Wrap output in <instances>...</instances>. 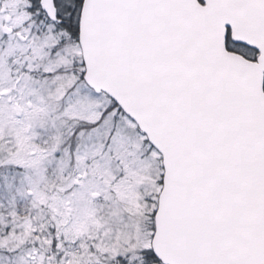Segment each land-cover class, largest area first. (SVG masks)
Returning <instances> with one entry per match:
<instances>
[{"label": "water", "instance_id": "obj_1", "mask_svg": "<svg viewBox=\"0 0 264 264\" xmlns=\"http://www.w3.org/2000/svg\"><path fill=\"white\" fill-rule=\"evenodd\" d=\"M78 44L86 86L161 157L154 257L264 264V0H83Z\"/></svg>", "mask_w": 264, "mask_h": 264}, {"label": "rangeland", "instance_id": "obj_2", "mask_svg": "<svg viewBox=\"0 0 264 264\" xmlns=\"http://www.w3.org/2000/svg\"><path fill=\"white\" fill-rule=\"evenodd\" d=\"M37 1L31 10L27 0H0V155L10 156L0 177L24 238L20 258L159 264L148 253L161 157L106 95L81 81L78 42ZM74 2L54 0L63 24L78 23ZM71 136L81 144L75 155L65 146ZM22 235L9 233L2 245Z\"/></svg>", "mask_w": 264, "mask_h": 264}, {"label": "trees", "instance_id": "obj_3", "mask_svg": "<svg viewBox=\"0 0 264 264\" xmlns=\"http://www.w3.org/2000/svg\"><path fill=\"white\" fill-rule=\"evenodd\" d=\"M27 1L31 2V10L32 9H37V10L39 9V5H38V1L37 0H27ZM82 2H83V0H75L74 6L77 8L76 12H79V9L81 8ZM58 18H59V20H60V22L62 24V25L60 24L61 26L58 25L59 28L62 29L63 27H65L69 31L70 37L72 38V41L74 40L77 43V38H78V23H77V21H75V19H71V23L67 22L66 24L65 23L63 24L62 19L60 17H58ZM227 49L229 51L236 52V53L244 56L245 58H247L249 60H253V58L255 57V54H256L255 51H253V50H251V49H249V48H247L245 46L234 45L233 43H231L229 37H228V40H227ZM80 66L83 69L82 63H81ZM80 79L83 82L82 74L80 76ZM36 82L37 81H35V84H36ZM111 107L113 109L114 108L117 109L116 111L121 113L119 108L113 102H111ZM82 130H85V127ZM75 131L76 132L73 135H75L77 133L78 129L77 130L75 129ZM72 138H74V136H71V138L69 137L67 139H64V141H67V145H68V146L67 145H65V146L67 148L70 147L71 152L75 148L80 147V145H81L80 143L77 144V145L75 143L71 144L69 141ZM73 153H74V151H73ZM74 155H75V153H74ZM8 158H10V156L9 157H5V158L4 157L1 158V155H0V174H5V172H6L5 168L9 167L7 165ZM3 182H4L3 179L0 177V190L4 194V200L6 199L4 208H0V264H15L16 262L20 263V264H22L21 262H23V263L25 262L26 264L27 263L31 264L32 262L29 263L30 262L29 259H31V258H29V257H26L25 259H21L20 258L21 256L19 255V249L18 248H19V245L22 244V241L24 240V238H23V235L21 233L22 232L21 228H19L17 226V224H15V222H14V214L13 213H14L15 209H14L12 197H11V195L8 196L9 194H8L6 188L4 189L6 184L5 183L3 184ZM0 197H2L1 194H0ZM5 208L8 209L7 212L6 211L4 212ZM153 215H154V212H153V214L151 216L152 221H153ZM152 229H153V226H152ZM12 232H14L16 234L20 233L22 235L21 238H20V239H22L21 242L20 243H15V242L11 243L10 242L8 245H6V244H5V246L2 245L1 241L4 240L9 233H12ZM6 256H10L11 260L7 262L6 259L8 257H6Z\"/></svg>", "mask_w": 264, "mask_h": 264}, {"label": "flooded vegetation", "instance_id": "obj_4", "mask_svg": "<svg viewBox=\"0 0 264 264\" xmlns=\"http://www.w3.org/2000/svg\"><path fill=\"white\" fill-rule=\"evenodd\" d=\"M58 21H60L59 20V18H57V20L56 21H54V22H58ZM53 22V23H54ZM230 39V38H229ZM231 41V40H230ZM77 42H78V38H77ZM232 43V42H231ZM234 44V43H233ZM234 45H239V44H234ZM231 52H233V51H231ZM236 53V52H235ZM257 57V53L255 54V57L253 58V60L255 59ZM148 255L150 256V258H152L153 257V259L155 260V262H157V263H159V264H161L155 257H154V255H153V253H152V251L150 250V252L148 253Z\"/></svg>", "mask_w": 264, "mask_h": 264}]
</instances>
